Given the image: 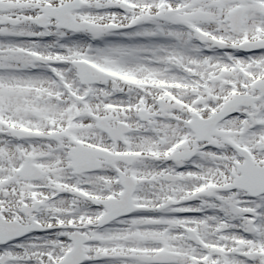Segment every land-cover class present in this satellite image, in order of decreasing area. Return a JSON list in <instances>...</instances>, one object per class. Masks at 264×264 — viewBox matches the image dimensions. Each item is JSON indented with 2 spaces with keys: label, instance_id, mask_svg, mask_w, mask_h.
<instances>
[{
  "label": "snow or ice",
  "instance_id": "snow-or-ice-1",
  "mask_svg": "<svg viewBox=\"0 0 264 264\" xmlns=\"http://www.w3.org/2000/svg\"><path fill=\"white\" fill-rule=\"evenodd\" d=\"M0 264H264V0H0Z\"/></svg>",
  "mask_w": 264,
  "mask_h": 264
}]
</instances>
